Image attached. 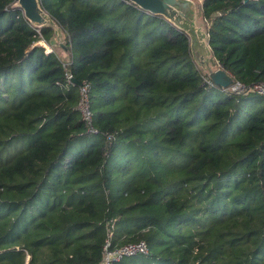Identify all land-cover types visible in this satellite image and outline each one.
Returning a JSON list of instances; mask_svg holds the SVG:
<instances>
[{"label": "trees", "instance_id": "16d2710c", "mask_svg": "<svg viewBox=\"0 0 264 264\" xmlns=\"http://www.w3.org/2000/svg\"><path fill=\"white\" fill-rule=\"evenodd\" d=\"M16 1L0 0V264H98L107 241L148 247L117 264H264V97L213 86L187 35L131 3L39 0L61 60ZM197 11L233 83L264 82V0ZM66 73L89 84L90 127Z\"/></svg>", "mask_w": 264, "mask_h": 264}, {"label": "water", "instance_id": "95a60500", "mask_svg": "<svg viewBox=\"0 0 264 264\" xmlns=\"http://www.w3.org/2000/svg\"><path fill=\"white\" fill-rule=\"evenodd\" d=\"M138 7L142 11L161 16L174 27L183 31L190 42V50L196 66L204 69L213 86L222 90L233 85V79L220 69L212 57L208 46V36L203 23L199 22L197 7L192 0H123ZM14 7L22 11L25 20L33 28L53 31L60 48L66 50L62 30L42 9L39 0H17ZM73 84L80 82L73 79Z\"/></svg>", "mask_w": 264, "mask_h": 264}, {"label": "built area", "instance_id": "2783aa9c", "mask_svg": "<svg viewBox=\"0 0 264 264\" xmlns=\"http://www.w3.org/2000/svg\"><path fill=\"white\" fill-rule=\"evenodd\" d=\"M40 43V42H39ZM38 43V44H39ZM43 47V46H42ZM46 52L49 53L51 50L44 46ZM66 82L72 84L73 77L70 73L65 74ZM231 93L242 94V93H253L264 97V82L254 84L250 87H244L240 84H234L228 89ZM89 91L90 87L87 82H81L78 86V103L77 109L80 112L82 120L87 126H91L92 113L89 105ZM148 247L145 242L130 243L118 248H111L110 242H106L103 247L102 258L98 264H117L125 257H131L136 255H147Z\"/></svg>", "mask_w": 264, "mask_h": 264}, {"label": "rangeland", "instance_id": "374dc122", "mask_svg": "<svg viewBox=\"0 0 264 264\" xmlns=\"http://www.w3.org/2000/svg\"><path fill=\"white\" fill-rule=\"evenodd\" d=\"M106 2V0H99V2ZM196 7H199L200 6V3H201V0H192ZM197 14H198V11H197ZM119 15V16H118ZM121 16V14H111L109 18L106 17V20L105 22L109 25H113L115 22H117V19H119V17ZM54 34V33H53ZM57 37H55V35H53V38L51 40V45L43 42V41H40V43H36V45L38 46H46L47 48H49V50L51 51H54L55 53H57V55H62V51L61 49L58 47V43H57ZM45 49V48H44ZM137 50H139V46H137L136 48ZM46 50V49H45ZM149 50V48H145L143 46H140V51H139V56L140 57H143L144 53H146L147 51ZM138 54V52H136V55ZM60 57V56H59ZM62 60H64L63 57H60ZM198 69L201 70V72L206 75V71L202 68H200L198 66Z\"/></svg>", "mask_w": 264, "mask_h": 264}, {"label": "crops", "instance_id": "0c3cea01", "mask_svg": "<svg viewBox=\"0 0 264 264\" xmlns=\"http://www.w3.org/2000/svg\"><path fill=\"white\" fill-rule=\"evenodd\" d=\"M201 2H202V0H201ZM198 15V14H197ZM198 20H199V22H202L200 19H199V17H198ZM203 23V22H202ZM204 26V25H203ZM205 29V28H204ZM59 47V46H58ZM60 48V47H59ZM61 49V51H62V55H59L60 57H63L64 59H66V50H63L62 48H60ZM59 57V58H60ZM61 59V58H60ZM62 60V59H61Z\"/></svg>", "mask_w": 264, "mask_h": 264}]
</instances>
